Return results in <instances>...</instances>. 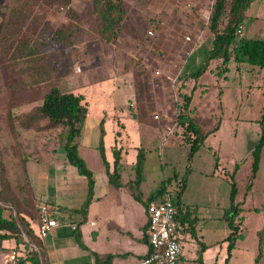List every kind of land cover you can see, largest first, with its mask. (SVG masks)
<instances>
[{"label":"rangeland","instance_id":"rangeland-1","mask_svg":"<svg viewBox=\"0 0 264 264\" xmlns=\"http://www.w3.org/2000/svg\"><path fill=\"white\" fill-rule=\"evenodd\" d=\"M91 1L0 0L3 217L15 219L24 229L22 221L27 222L29 216L36 219L41 205L53 210L55 190L58 204L70 207V174L85 181L65 161L61 149L64 128L44 129L45 122L38 121L25 129L20 124L22 116L39 106L52 87L60 92H85L87 117L78 146L92 166L88 155L96 149L98 123L113 92L95 89L96 93L90 94L88 90L95 79L120 74L124 89L118 95L128 93L125 86H130L133 98L118 104L114 111L122 106L120 110L127 111L133 121L164 124L160 136L149 139L150 149L140 147L145 152L143 170L149 176L148 190L175 174L176 180L168 187L172 191L189 170L180 205L189 214L195 238H181L179 264H223L230 232L223 214L230 204L231 186L233 204L238 205L236 224L238 230L241 226L243 238L235 241L227 264H254L257 256V263L264 264V117L259 122L264 107V71L230 61L227 72L221 74V62L216 60L199 78L200 88L192 85L197 80L190 79L189 74L203 62L210 47L207 20L213 0H119L124 15L117 39L108 44L99 36ZM246 15L238 36L250 37L262 30L264 0H255ZM86 77L93 81L84 82ZM183 95L191 98L187 113L202 134L207 133L189 163L188 145L176 124ZM115 119L113 116L112 121ZM122 122L127 126V121ZM111 124V120L103 124L107 156L113 141ZM261 131L258 169L247 189L251 153ZM145 132L141 131L142 140L147 138ZM72 187L77 192L80 189L78 183ZM16 238L26 244L23 235ZM31 242L36 244L33 239ZM20 246L25 256L33 250L27 244ZM20 246L14 244L12 251ZM200 247L207 251L199 257Z\"/></svg>","mask_w":264,"mask_h":264},{"label":"trees","instance_id":"trees-1","mask_svg":"<svg viewBox=\"0 0 264 264\" xmlns=\"http://www.w3.org/2000/svg\"><path fill=\"white\" fill-rule=\"evenodd\" d=\"M255 0H213L211 10L208 16L207 30L211 34V41L209 49L205 50L206 55L203 62L198 66L195 71L189 74V78L196 81L206 72H209L211 61L220 60L221 74L227 72V64L232 61L236 66L249 65L251 67H257L264 71V22L262 24V30L257 31L250 37L238 36V28L243 24L246 19V12L250 5ZM91 9L95 13L99 23V36L105 43H110L115 40L118 25L121 23L124 12L119 0H92ZM223 24V25H222ZM219 73V74H220ZM218 74V72H217ZM218 74V75H219ZM193 90V88H192ZM83 96L80 94H74L71 92H60L57 88H50L42 97L39 106L35 107L32 111L27 112L22 116L23 120L20 122L22 128H29L38 121H44V129H51L58 126L64 128L63 132V145L61 149L64 152L65 161L71 167H73L79 176H82L86 181V195L80 208L76 210L82 217L86 214L87 206L92 198L93 179L92 173L87 169L84 161L78 154V141L80 138V131L84 120L86 119V105L83 102ZM190 96H182L181 113L176 116L177 126L182 128V134L185 143L188 145V152L186 161L189 163L193 155L202 146L206 134H202L199 126L195 124L193 118L187 113L188 106L190 104ZM189 112V111H188ZM264 107L261 110V116L259 122L263 121ZM216 130V129H215ZM98 139L96 150L99 154L101 163L105 170L108 183L118 188L119 183V154L120 150L116 147H112V163L111 172H108V164L104 158V150L102 145L103 131L101 128V121L98 125ZM263 146V135L261 136L257 144L252 150V164L251 173L249 176V183L246 185L247 189L250 188V181L254 179L258 169L259 152ZM144 150L137 149L135 156V163L132 167L134 173V180L128 185V191L132 198L139 202L144 210L147 205L153 201H160L164 195L168 196L170 202L174 208V218L176 221V228L178 232L183 236L189 235L191 238H195L194 229L191 226L189 214L180 205V196L185 189L186 174L188 169L184 172V175L177 182V186L174 190L169 191L168 187L172 181L176 180V175L173 174L170 178H166L159 182L156 187L150 191L144 201L141 200L139 185L143 180V160ZM234 188L231 186L229 193V207L223 214L227 227L229 228V234L226 239L225 245V259L223 264H227V260L231 251L234 249L235 241L242 240V234L239 233L236 220L238 218V205L233 204ZM3 208L0 206V244L6 240H13L15 246H25L26 244L33 250H29L27 255H21L15 259V264H44L42 247L39 244V237L36 238L32 234L30 229V221H37L38 216H29L30 221H22L25 224L24 229L12 218H4L2 214ZM241 218L238 222H241ZM145 228V227H144ZM24 236L26 238V244L21 243L16 237ZM32 239L36 244L32 243ZM74 239L79 248H83L80 235L77 229L74 231ZM145 239V238H144ZM206 248L200 247L198 250V256ZM42 253V255H41ZM111 256H106L103 261L99 263L97 257H95L96 264H109ZM181 259V257H180ZM200 260V258H199ZM258 256L254 260V264H258Z\"/></svg>","mask_w":264,"mask_h":264},{"label":"crops","instance_id":"crops-1","mask_svg":"<svg viewBox=\"0 0 264 264\" xmlns=\"http://www.w3.org/2000/svg\"><path fill=\"white\" fill-rule=\"evenodd\" d=\"M148 3L150 4L151 1H148ZM247 18L248 16L246 15L244 22ZM122 77L123 75L121 76L120 74H117L111 77H104L99 80L95 79V83L90 86L91 90H88V93L90 94L95 92V89L99 92H113L111 99L108 101V106L104 109L103 113L105 114L101 117L100 121L102 131L103 124L106 123V121L108 122L111 120L112 123L111 129L113 141L108 147L110 152L109 156H107L104 147V132L102 145L104 158L109 167L108 172H111V163L113 160L111 155L112 147L115 146L117 150H120V169L118 172L120 177V186L118 188H114L108 183L104 167L96 149L92 150V153L88 155L90 162L93 163L92 167L88 164V158L83 157L80 154L78 146L77 151L79 156L92 173V198L87 206L85 216L82 217V215L77 213L76 210L80 208L85 199L86 181H82L79 177H72L70 174V207H62L58 204L59 198L57 191L55 190L52 198L54 205L52 207L53 210L51 211V214L57 225L45 238L39 239V244L42 247L44 264H96L95 257L98 258L100 263L106 256H111L109 264H134L138 259L147 253V247L144 239V227L146 221L144 207L132 198L130 192L128 191V185L134 180L132 167L135 163V150L141 149L140 147L143 146L144 150L150 149V138L155 134L160 136L159 132L164 131V124L154 125L151 124L149 120L144 123L133 121L127 116V111L124 109L120 110L122 109V106H120V109L114 111L113 108L118 104L126 103L128 100L133 98V91H131L130 86L129 88L125 86V89L129 91L128 93L125 94L123 92L118 95L119 90L122 91L124 89V86L122 85ZM199 78L196 83L194 82L192 84H196V89H199V85H202L199 83ZM91 81H93V78L86 77L84 80V82ZM84 93L85 92H76L74 94L82 95L84 97L83 102L85 103L86 97ZM115 98L117 99L116 101L114 100ZM110 109L111 111H109ZM110 112L115 114L113 115L116 118L114 121H112L113 116L111 117L106 115ZM122 119L127 121V126L122 122ZM141 131H146L145 133L147 138H143L142 140L141 135L143 133L141 134ZM123 143H125V145H123ZM142 177L143 180L138 189L141 200L144 201L150 193L146 187V184H148L149 181V176L144 172V170ZM76 183L80 186L78 192L72 187V185ZM27 221L30 220L27 219ZM38 226L39 224L37 221H30V229L36 238H38ZM76 229L80 235V241L83 248H79L75 242L74 231ZM239 229V233L241 234V226ZM0 249V251H2L0 253V264H6L7 262L15 263V259L22 255L21 246L18 247L16 252L12 251V249H14L12 240L1 242ZM206 251L207 250H204L202 256H204Z\"/></svg>","mask_w":264,"mask_h":264},{"label":"built area","instance_id":"built-area-1","mask_svg":"<svg viewBox=\"0 0 264 264\" xmlns=\"http://www.w3.org/2000/svg\"><path fill=\"white\" fill-rule=\"evenodd\" d=\"M51 213L49 207H39L37 235L40 239L45 238L57 225ZM144 213L147 253L134 264H178L182 251V235L176 228L174 208L169 197L164 195L160 201L150 202Z\"/></svg>","mask_w":264,"mask_h":264}]
</instances>
